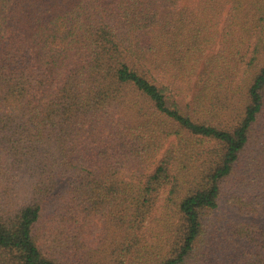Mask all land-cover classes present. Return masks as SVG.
<instances>
[{
    "label": "trees",
    "instance_id": "obj_1",
    "mask_svg": "<svg viewBox=\"0 0 264 264\" xmlns=\"http://www.w3.org/2000/svg\"><path fill=\"white\" fill-rule=\"evenodd\" d=\"M0 264H264V0H0Z\"/></svg>",
    "mask_w": 264,
    "mask_h": 264
},
{
    "label": "rangeland",
    "instance_id": "obj_2",
    "mask_svg": "<svg viewBox=\"0 0 264 264\" xmlns=\"http://www.w3.org/2000/svg\"><path fill=\"white\" fill-rule=\"evenodd\" d=\"M191 2H192V0H182V3H191ZM231 202H232V199L223 198L220 201V204L215 211L216 218L218 219V221L222 225V228H224L225 221L229 217L234 216L233 214H235V212L237 211L236 206L234 204H232ZM90 232H93L92 233L93 237H96L94 229H93V231L90 229Z\"/></svg>",
    "mask_w": 264,
    "mask_h": 264
}]
</instances>
